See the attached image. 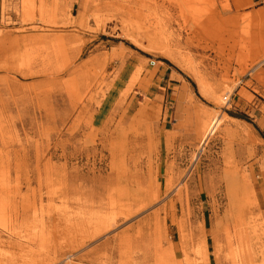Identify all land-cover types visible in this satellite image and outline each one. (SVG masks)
Returning <instances> with one entry per match:
<instances>
[{
    "label": "rangeland",
    "instance_id": "obj_1",
    "mask_svg": "<svg viewBox=\"0 0 264 264\" xmlns=\"http://www.w3.org/2000/svg\"><path fill=\"white\" fill-rule=\"evenodd\" d=\"M259 18L229 0H0V264H229L239 231L264 264Z\"/></svg>",
    "mask_w": 264,
    "mask_h": 264
},
{
    "label": "crops",
    "instance_id": "obj_2",
    "mask_svg": "<svg viewBox=\"0 0 264 264\" xmlns=\"http://www.w3.org/2000/svg\"><path fill=\"white\" fill-rule=\"evenodd\" d=\"M229 2L231 5V9L236 11L241 17L243 15H254V17L260 16V20L258 22H264V0H229ZM254 45H264V40L261 42H256L254 43ZM164 74L167 79L166 83L163 86L169 90L174 85V83L171 82H178V79L172 78L171 73H167L166 71L164 72ZM148 75L150 76H145L146 80H152V83L155 85V81H153V79L157 80L158 76L155 74V72L148 73ZM151 75L154 77H152ZM256 176L258 206L264 218V168L259 171Z\"/></svg>",
    "mask_w": 264,
    "mask_h": 264
},
{
    "label": "bare ground",
    "instance_id": "obj_3",
    "mask_svg": "<svg viewBox=\"0 0 264 264\" xmlns=\"http://www.w3.org/2000/svg\"><path fill=\"white\" fill-rule=\"evenodd\" d=\"M132 2H130L129 3V6H132V4H131ZM128 4V3H127ZM131 4V5H130ZM123 5V4H122ZM125 6V5H124ZM128 7V6H127ZM126 7V8H127ZM125 9V8H124ZM141 9V8H140ZM127 11V10H126ZM133 11V10H132ZM145 11V10H144ZM141 12H142V10H141ZM138 13H140L139 11H138ZM143 13V12H142ZM145 13V12H144ZM141 15V14H140ZM143 16H144V14H143ZM147 16V15H146ZM227 92V91H226ZM229 93V92H228ZM229 95V94H228ZM225 96H227V95H225ZM226 98V97H225ZM227 98H228V96H227ZM219 118H218V116H214L213 118H212V122L207 126V127H205V129H204V131L202 132L203 134H202V136H206L210 131H211V129L214 127V125H216V123H217V120H218ZM142 190V189H141ZM140 190V191H141ZM168 189H166V191H167ZM158 198V197H157ZM165 206H164V208H163V211L162 212H165ZM160 212V211H159ZM156 214L158 215L159 213L158 212H156ZM253 230V229H252ZM255 232V231H254ZM253 233V232H252ZM232 237V236H231ZM249 235H246V231L245 232H241V231H239L237 234H235V236H234V238L232 239V238H229V241H228V246L231 248V247H234L233 249H237L236 251H237V253L236 254H234V251L232 252V251H230L229 252V254L232 256L231 257V260H230V262H229V264H246V263H248V261H249V259H250V257H249V250H250V248H252V246H251V244L250 243H252L251 241L250 242H248L249 241ZM257 237V236H256ZM258 239V238H257ZM196 240V239H195ZM252 240V239H251ZM236 243H235V242ZM233 242L236 244V245H234L233 244ZM202 243V242H201ZM198 244H200V243H198ZM201 245V244H200ZM200 247V246H199ZM185 248V247H184ZM182 250V249H181ZM238 251H239V253H238ZM194 253H196L195 255H198V257L200 256V255H204V256H206L207 257V246H206V241L204 240L203 241V243H202V246L198 249V248H196V251H194ZM260 258V257H259ZM200 259V258H199ZM261 259V258H260ZM207 260H208V258H207ZM199 261V260H198ZM203 261V260H202ZM205 262H207V261H205Z\"/></svg>",
    "mask_w": 264,
    "mask_h": 264
},
{
    "label": "built area",
    "instance_id": "obj_4",
    "mask_svg": "<svg viewBox=\"0 0 264 264\" xmlns=\"http://www.w3.org/2000/svg\"><path fill=\"white\" fill-rule=\"evenodd\" d=\"M150 64H151V65H154V64H155V62H153V61H152V62H150Z\"/></svg>",
    "mask_w": 264,
    "mask_h": 264
},
{
    "label": "trees",
    "instance_id": "obj_5",
    "mask_svg": "<svg viewBox=\"0 0 264 264\" xmlns=\"http://www.w3.org/2000/svg\"><path fill=\"white\" fill-rule=\"evenodd\" d=\"M238 118H240V117H238Z\"/></svg>",
    "mask_w": 264,
    "mask_h": 264
}]
</instances>
